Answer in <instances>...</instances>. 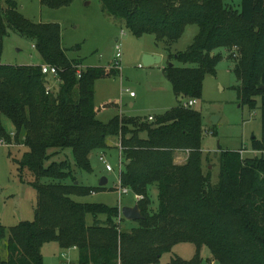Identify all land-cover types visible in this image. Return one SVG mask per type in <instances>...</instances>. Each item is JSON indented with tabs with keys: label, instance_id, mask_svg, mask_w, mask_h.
I'll use <instances>...</instances> for the list:
<instances>
[{
	"label": "trees",
	"instance_id": "16d2710c",
	"mask_svg": "<svg viewBox=\"0 0 264 264\" xmlns=\"http://www.w3.org/2000/svg\"><path fill=\"white\" fill-rule=\"evenodd\" d=\"M74 1L40 3L60 9ZM100 1L133 37L152 35L167 51L187 27L199 28L192 45L172 54L165 69L183 102L153 121L126 116L100 121L96 82L118 71L87 67L78 79L75 67L83 62L68 58L61 26L34 23L16 0H5L6 7L0 0V136L25 149L15 160L19 177L25 182L28 170L33 176L28 184L37 194L34 219L9 229L5 258V230L0 228V264H45L42 251L50 243L62 250L77 248L78 264H161L163 255L184 243L196 247L194 257L168 264H264V0H241L240 10L226 0ZM10 29L34 43L40 65L1 63ZM220 49L235 64L241 106L261 111L262 136L252 140L253 151L260 153L254 158L243 159L241 151L220 152L219 180L213 184L205 166L203 116L184 103L202 99L206 77L216 75L222 60L216 54ZM42 65L58 70L59 85L50 95L47 88L55 82L42 74ZM4 118L14 133L4 127ZM110 137L120 139L122 186L144 198L138 202L143 219L130 230L122 228L125 218L119 225L118 206L75 200L106 191L81 184L76 170L92 174L93 157L110 149ZM179 151L189 152L183 165L175 164ZM58 154L65 158L54 159ZM154 187L157 210L152 208ZM203 248L210 259L202 258Z\"/></svg>",
	"mask_w": 264,
	"mask_h": 264
},
{
	"label": "rangeland",
	"instance_id": "374dc122",
	"mask_svg": "<svg viewBox=\"0 0 264 264\" xmlns=\"http://www.w3.org/2000/svg\"><path fill=\"white\" fill-rule=\"evenodd\" d=\"M16 2L20 12L30 21L59 24L62 29V45L68 58L82 61L85 68L111 66L118 39L123 54L121 71H118L115 77L104 78L96 82L95 106L99 109L97 117L100 121L108 123L115 115H118L119 111L126 117L153 116L152 118H155L183 102V100L176 99L173 87L166 77L165 69L168 67L172 54L184 52L192 45L195 36L199 33L197 26L187 27L180 40L169 46L170 50L166 53V60L154 69L145 67L138 59L137 52L142 48H156L155 37L152 35H145L140 39L133 37L122 21L104 12L100 0H75L70 6L60 9L43 6L40 0H16ZM226 3L236 10L241 9V0H226ZM3 5L6 7L5 0H3ZM122 32L125 35H122ZM163 46L166 45H158V50L163 52ZM216 54L222 55V60L217 66V73L206 77L202 99L196 101V105L192 107L203 116L204 155L210 157L205 166L209 167L212 164L208 170L212 174L213 184L219 180L220 152L248 151V153H243V159L254 158L260 153L253 152L252 140L253 138L259 140L262 136L261 111L259 109L250 111L247 107L241 106L240 82L234 73V62L228 59L227 51L224 49L216 51ZM1 63L9 66L40 65L41 58L30 39L10 29L8 36L4 39ZM130 93H134L135 98L132 100L136 104L133 110H130L129 106ZM113 102H116L118 106H109ZM104 106L108 107L101 110ZM3 125L7 131L12 130V124L5 118ZM23 151L22 149L17 150L10 155L7 148L0 147V184L5 188L4 194L0 195V228L5 230V236L1 241L3 258L7 256L6 242L9 229L18 225L20 221L28 219L30 215L32 216L37 202L36 191L28 184L33 180L32 174L25 170V182H22L19 177L18 164L15 160L21 158ZM104 152L114 168L113 173H107L111 187L114 182L118 184L119 165L122 158L117 150ZM67 153L70 154L69 151ZM186 153L189 156V152ZM95 155L97 156V153ZM96 156L93 157L94 163L98 165L96 172L94 171L95 174L76 170V178L84 186L98 185L100 176L103 171L105 172V165L101 162L97 163ZM64 158L62 154L54 157L57 160ZM110 190L113 191V189ZM155 190V187L151 190L153 210H157L158 207ZM114 191V194L106 196L75 198V200L82 203H100L101 199H104L108 205L118 206L119 211L123 205L135 200L131 192L121 198L118 189L115 188ZM87 221L91 224V217H88ZM126 223L129 222L125 220L122 223L123 229L127 228ZM62 253L56 243L45 245L44 263L65 264L68 260L61 258ZM195 253L196 247L193 244H179L172 252L163 255L160 263L168 264L177 257L190 260ZM202 257L204 260L211 258V253L207 248L202 252ZM71 261L73 264H78L75 258H70Z\"/></svg>",
	"mask_w": 264,
	"mask_h": 264
},
{
	"label": "crops",
	"instance_id": "0c3cea01",
	"mask_svg": "<svg viewBox=\"0 0 264 264\" xmlns=\"http://www.w3.org/2000/svg\"><path fill=\"white\" fill-rule=\"evenodd\" d=\"M198 34V33H197ZM197 36V35H196ZM195 36V37H196ZM116 41H118V39L116 40ZM156 41V40H155ZM162 44V43H161ZM161 44H156L155 43V45H156V48L154 47V48H151V47H149V48H147V49H145V48H142L141 50H139L138 52H137V57H138V59L140 60V61H142V58H143V56L145 55V54H156V55H160V56H162V63L166 60V53L167 52H169V51H167L166 50V48L163 46V52H161L160 50H158V48H157V46L159 45V46H161ZM174 53V52H173ZM158 66L159 65H155V66H153L152 68H158ZM95 89H96V86H95ZM176 97V96H175ZM135 98L134 97H131V99H130V102H129V106H130V110H133V109H135V107H136V104L134 103V101H132V100H134ZM177 99V98H176ZM171 109H172V107H171ZM105 112V111H104ZM116 116H125V114H122L120 111H119V113H118V115H115L114 117H116ZM113 117V118H114ZM130 117H132V116H130ZM150 117H153V116H149V117H144V118H150ZM112 118V119H113ZM141 118V117H140ZM102 122H104V121H102ZM13 127H12V130H10L9 132H13ZM107 145H108V147L110 148V149H108L107 151H118L119 152V156L121 157V153H120V139L119 138H117V137H110V138H108L107 139ZM22 149V151L23 150H25L24 148H23V146H21V145H19V146H17L16 148H14V149H11V150H9V153H10V151H11V155H13L12 153L14 152V151H17V150H21ZM241 150V149H240ZM239 151V150H238ZM24 152L25 151H23V154H24ZM203 152H204V149H203ZM254 153H257L256 151H253ZM243 153H248V151H245V152H243ZM22 154V155H23ZM102 154H105V152H100V153H98L97 154V156H96V161H97V163L98 162H100L99 161V157L102 155ZM204 154H205V152H204ZM220 154V153H219ZM258 154V153H257ZM106 155V154H105ZM107 157V156H106ZM108 158V157H107ZM187 158H188V154L186 153V152H183V151H179V152H177L176 154H175V164L176 165H183V164H185L186 163V161H187ZM206 158H210L209 156H206ZM212 165V164H211ZM210 165V166H211ZM208 167V168H211V167ZM219 166H220V163H219ZM97 167H98V165H96V164H94V168H95V172H96V169H97ZM95 172L93 173V174H95ZM114 172V171H113ZM113 172H108L107 170H106V168H105V172L103 171V174L100 176V178H99V183H100V181H101V179L103 178V177H106L107 178V184H106V186H105V188H106V191H104V192H101V193H93L91 196H89V197H92V196H101V195H104V196H106V195H110V194H114L115 193V191H114V189L116 188V182H114V184H113V186H109V178L107 177L108 176V174L107 173H113ZM105 174V175H104ZM91 187H100L99 186V184L98 185H96V186H91ZM110 189H113V191H111ZM156 189V188H155ZM4 192H5V188L0 184V195H3L4 194ZM157 195H158V192H157V189L155 190V198H157ZM124 196V195H123ZM122 196V197H123ZM121 197V198H122ZM151 197H153L152 196V192H151ZM36 199H37V195H36ZM102 201L100 202V203H98V204H105V205H108L107 203H105L106 202V200H104V199H101ZM154 204V203H153ZM136 205H138V203L136 202V200H132V202H129L127 205H123L122 207H134V206H136ZM108 206H110V205H108ZM111 207H114V206H111ZM34 212H35V208L33 209V211H32V216L30 215V217H28V219H26V220H22V221H20L19 223H21V222H24V221H32L33 219H34ZM126 221H128L129 223H126L125 224V226L127 227L126 229H128V230H130V229H133V228H136V227H138L137 225V221H129V220H126ZM18 223V224H19ZM134 223V224H133ZM131 224V225H130ZM13 227V226H12ZM7 243V242H6ZM59 247V246H58ZM44 249V248H43ZM59 249L61 250V252H63L62 254H61V258H63V259H65V258H67V262L65 263V264H73V262L71 261L70 262V258H75V259H77V263H78V260H79V251H78V249L77 248H72V249H69V250H62L60 247H59ZM204 249L205 248H203V250H202V252L204 251ZM202 252H201V256H202ZM42 253H43V251H42ZM7 257V256H6ZM203 258V257H202ZM210 259V258H209ZM191 260V259H190Z\"/></svg>",
	"mask_w": 264,
	"mask_h": 264
},
{
	"label": "built area",
	"instance_id": "2783aa9c",
	"mask_svg": "<svg viewBox=\"0 0 264 264\" xmlns=\"http://www.w3.org/2000/svg\"><path fill=\"white\" fill-rule=\"evenodd\" d=\"M122 35H125V34L122 33ZM122 56H123V54H122L121 45H120V43L118 41L116 43V46H115V54H114V58L112 60V65L110 66V68H112L114 70H117V71H121V68H122ZM75 68H76V71H77V73H76L77 77H78V79H80L81 76H82V71L85 70L86 68L84 67L83 64L78 65ZM41 71H42V74L45 75L49 80L55 82V86L50 85L47 88L46 94L50 95L53 92H55L56 87H58V85H59V83L56 82V79L58 77V70L55 67H53V66L42 65L41 66ZM130 96L134 97V93H130ZM196 103H197L196 100H190L189 102L184 104V107L192 108V107H194V105H196ZM153 120L154 119L152 117L149 118V121H153ZM12 136H14V135L12 134ZM0 147H5L7 149H9V148L13 149V148L16 147V145H15V143L8 142L5 138L0 136ZM241 154L243 155V151H241ZM99 161L105 165V168H106V170L108 172H113L114 171V168L109 163L107 157L104 154H102L99 157ZM123 167H124V163H123V161L121 159L120 165H119L118 184H117V187H116L118 189V193L120 194V197L130 193V190L127 189V188H124L122 186V184H121V173L123 171ZM134 197H135V200H136L137 203L144 199L143 196H140V195H135L134 194ZM122 219H123V215H122V212L120 210V215H119V218H118L119 225L121 224Z\"/></svg>",
	"mask_w": 264,
	"mask_h": 264
},
{
	"label": "water",
	"instance_id": "95a60500",
	"mask_svg": "<svg viewBox=\"0 0 264 264\" xmlns=\"http://www.w3.org/2000/svg\"><path fill=\"white\" fill-rule=\"evenodd\" d=\"M162 56L156 54H145L142 58L143 65L145 67H153L155 65H160L162 63ZM173 63L169 64V67L172 68ZM167 76V74H166ZM215 120V119H214ZM217 121V120H215ZM214 121V122H215ZM107 184V178L103 177L99 183L100 187H105ZM123 217L129 221H140L143 219L140 208L138 205L134 207H123L122 209Z\"/></svg>",
	"mask_w": 264,
	"mask_h": 264
}]
</instances>
